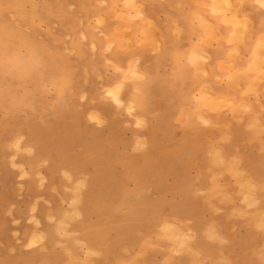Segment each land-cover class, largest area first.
Instances as JSON below:
<instances>
[{
	"label": "rangeland",
	"instance_id": "rangeland-1",
	"mask_svg": "<svg viewBox=\"0 0 264 264\" xmlns=\"http://www.w3.org/2000/svg\"><path fill=\"white\" fill-rule=\"evenodd\" d=\"M147 1L0 0V264H95L93 230L94 242L110 235L126 256L137 233L148 244L134 264H145L158 245L144 221L176 201L192 210L198 197L228 203L233 219L256 214L264 230L261 188L240 157L250 147L263 156L264 140L234 141L229 124L201 110L184 111L183 129L177 109L154 102L159 83L147 94L145 46L135 37L145 32ZM211 181L215 191L204 188ZM164 220L176 245L168 264H178L179 245L192 250L190 222Z\"/></svg>",
	"mask_w": 264,
	"mask_h": 264
},
{
	"label": "crops",
	"instance_id": "crops-1",
	"mask_svg": "<svg viewBox=\"0 0 264 264\" xmlns=\"http://www.w3.org/2000/svg\"><path fill=\"white\" fill-rule=\"evenodd\" d=\"M257 2L260 1L146 2L145 32L136 30L135 33L136 41L145 46L141 52L144 61L140 68L148 86L147 94L149 84L154 83L155 88L156 84H160L156 94L163 96L154 99L160 104L158 107L178 110V126L183 129L187 126L182 120L184 111L201 110L205 111L210 121L229 124L234 141L264 140L258 135V126L264 125V6ZM234 10L237 13L235 19ZM147 97L149 100V95ZM229 103L232 106L226 108H230V112L218 120V110ZM244 108L247 112L242 115ZM240 117L241 127L237 123ZM254 150L250 147L240 157L243 169L260 186V197L264 201V162L261 158L264 155ZM256 151L261 152L260 145ZM223 155L229 163L235 158L233 151ZM257 157L258 164L255 161ZM216 163L211 158L209 168L215 169ZM227 168H224L225 173L232 175V167ZM239 183H243V179L236 183L229 181L225 185L237 189ZM195 186L196 182L192 188ZM204 188L215 191L218 184L211 181ZM211 203L209 205L202 197L194 198L195 207L189 210L182 208L185 201H176L168 212L162 210L160 214H153L150 225L144 221L145 227H148L146 237L154 235L158 245L144 257V263L168 264L170 250L176 245L166 241L168 235L163 229L164 218L171 215L178 219V224L182 225L186 220L190 222L183 231L191 235L192 250L179 245L178 264H264V230L257 228L256 212L250 210L255 214L251 219H233V210L228 203L220 199H212ZM214 207L222 212L217 213ZM240 209L245 210V206ZM93 232H87L86 241L100 254L95 264H124L125 261L134 264L147 249L148 243L142 241L137 233H132L129 255L126 256L118 251L114 245L116 240L110 235L106 241L99 236L94 242L90 236ZM184 241L187 243L186 239ZM82 258L85 260L84 250Z\"/></svg>",
	"mask_w": 264,
	"mask_h": 264
},
{
	"label": "bare ground",
	"instance_id": "bare-ground-1",
	"mask_svg": "<svg viewBox=\"0 0 264 264\" xmlns=\"http://www.w3.org/2000/svg\"><path fill=\"white\" fill-rule=\"evenodd\" d=\"M207 26H208V25H207ZM209 28H210V27H209ZM153 34H154V33H153ZM211 34H212V32H211ZM154 36H156V35H154ZM215 37H216V36H215ZM241 37H242V36H241ZM159 44H160V43H159ZM263 51H264V50H263ZM262 56H263V54H262ZM263 58H264V57H263ZM261 63H262V62H261ZM259 65H260V64H259ZM248 72H249V71H248ZM258 123H259V121H258ZM260 137H261V135H260ZM223 158H225V157H223ZM224 160H226V159H224ZM221 161H222V160H221ZM239 168H240V167H239ZM235 170H236V169H235ZM235 170H234V172H235ZM236 171H237V170H236ZM238 171H239V170H238ZM241 171H243V170H241ZM241 171H240V172H241ZM241 174H242V173H241ZM244 176H245V175H244ZM248 176H249V175H248ZM245 177H246V176H245ZM248 180H249V178H247V180H245V182H246V181L248 182ZM250 181H251V180H250ZM250 181L248 182V185H249V183H251ZM253 182H254V181H253ZM246 184H247V183H246ZM252 185H253V184H251L250 186H252ZM254 187H255V186H254ZM255 188H256V187H255ZM232 195H233V194H232ZM233 198H234V197H233ZM257 202H258V201H257ZM256 204H257V203H256ZM261 222H262V221H261ZM262 224H263V222H262ZM178 230H179V229H178ZM213 232H214V231H213ZM213 232H212V233H213ZM216 232H217V231H216ZM216 234H217V233H216ZM217 235H218V234H217ZM185 236H187V235H185ZM213 236H214V235H213ZM181 237H182V236H181ZM188 241L190 242V244H191V246H192L191 239H189ZM187 243H188V242H187ZM197 259H198V258H197ZM199 259H200V258H199ZM199 259H198V260H199Z\"/></svg>",
	"mask_w": 264,
	"mask_h": 264
}]
</instances>
